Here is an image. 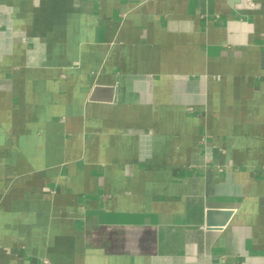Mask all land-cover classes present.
I'll return each instance as SVG.
<instances>
[{
	"label": "crops",
	"instance_id": "obj_1",
	"mask_svg": "<svg viewBox=\"0 0 264 264\" xmlns=\"http://www.w3.org/2000/svg\"><path fill=\"white\" fill-rule=\"evenodd\" d=\"M0 264H264V0H0Z\"/></svg>",
	"mask_w": 264,
	"mask_h": 264
},
{
	"label": "water",
	"instance_id": "obj_2",
	"mask_svg": "<svg viewBox=\"0 0 264 264\" xmlns=\"http://www.w3.org/2000/svg\"><path fill=\"white\" fill-rule=\"evenodd\" d=\"M231 214V210H208L206 212V228L221 229L224 225H226Z\"/></svg>",
	"mask_w": 264,
	"mask_h": 264
},
{
	"label": "built area",
	"instance_id": "obj_3",
	"mask_svg": "<svg viewBox=\"0 0 264 264\" xmlns=\"http://www.w3.org/2000/svg\"><path fill=\"white\" fill-rule=\"evenodd\" d=\"M246 2H248L249 4H252V0H245Z\"/></svg>",
	"mask_w": 264,
	"mask_h": 264
}]
</instances>
